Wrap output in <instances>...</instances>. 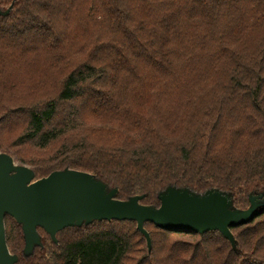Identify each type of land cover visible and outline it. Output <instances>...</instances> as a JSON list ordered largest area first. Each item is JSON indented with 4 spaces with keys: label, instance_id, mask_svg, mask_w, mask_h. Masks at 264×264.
I'll return each mask as SVG.
<instances>
[{
    "label": "trees",
    "instance_id": "obj_1",
    "mask_svg": "<svg viewBox=\"0 0 264 264\" xmlns=\"http://www.w3.org/2000/svg\"><path fill=\"white\" fill-rule=\"evenodd\" d=\"M0 153L36 178L66 168L143 194H264V0H0ZM4 7L6 9H4ZM16 264H264V211L219 231L94 221ZM43 243V241H42Z\"/></svg>",
    "mask_w": 264,
    "mask_h": 264
},
{
    "label": "water",
    "instance_id": "obj_2",
    "mask_svg": "<svg viewBox=\"0 0 264 264\" xmlns=\"http://www.w3.org/2000/svg\"><path fill=\"white\" fill-rule=\"evenodd\" d=\"M0 7V15H8ZM118 188H110L94 174L63 169L36 178L33 169L17 163L8 153H0V264H16L6 237V217L21 225L24 253L43 246L39 228L54 242L69 227L94 221L132 220L152 248L146 222L168 230H192L200 234L219 231L236 248L233 226L246 224L264 211V194L250 195L246 209L236 208L233 195L217 188L198 193L188 187L169 186L158 195L159 206L144 204L145 195L126 200L117 198Z\"/></svg>",
    "mask_w": 264,
    "mask_h": 264
},
{
    "label": "rangeland",
    "instance_id": "obj_3",
    "mask_svg": "<svg viewBox=\"0 0 264 264\" xmlns=\"http://www.w3.org/2000/svg\"><path fill=\"white\" fill-rule=\"evenodd\" d=\"M4 9H6L5 7H4ZM42 241H43V244H44V247H45V245H47V244H50L51 242L49 241V239H48V237L47 236H43V239H42Z\"/></svg>",
    "mask_w": 264,
    "mask_h": 264
}]
</instances>
